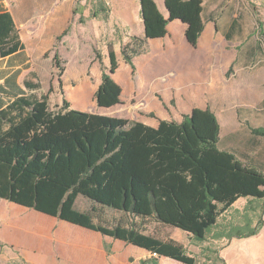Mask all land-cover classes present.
Returning a JSON list of instances; mask_svg holds the SVG:
<instances>
[{"label": "trees", "instance_id": "trees-1", "mask_svg": "<svg viewBox=\"0 0 264 264\" xmlns=\"http://www.w3.org/2000/svg\"><path fill=\"white\" fill-rule=\"evenodd\" d=\"M139 4L144 40L163 38L167 24L178 20L187 26V42L197 46L204 29L202 0H165L167 19L153 0ZM14 27L10 14L1 13L0 57L24 49ZM109 59V74L102 73L94 94L96 105L107 109L120 104L122 94L111 79L117 69L113 52ZM23 85L27 95L0 111V199L8 203L133 245L157 258L195 264L194 257L174 241L155 239L133 226L96 224L92 214L74 208L76 199L80 196L140 219L152 217L200 242L239 199H264V174L219 150L220 125L209 109L196 108L179 123L164 120L153 128L75 110L50 112L48 97L33 93L38 85L27 80ZM69 106L63 101L64 109ZM251 132L264 136L263 129Z\"/></svg>", "mask_w": 264, "mask_h": 264}, {"label": "rangeland", "instance_id": "rangeland-1", "mask_svg": "<svg viewBox=\"0 0 264 264\" xmlns=\"http://www.w3.org/2000/svg\"><path fill=\"white\" fill-rule=\"evenodd\" d=\"M76 1L83 4H78L83 9L77 7L67 39L60 34L52 40H45L40 47L33 46L37 40L26 41L31 60L23 67L22 81L38 85L33 93L46 95L53 110L63 108V101H67L70 106L77 105L79 110L92 114L146 124L145 121L153 120L154 123L180 121L185 114L196 108H205L208 103L225 132L239 128L241 140L254 139L251 130H255L256 98L262 96L258 92L264 93V86L259 89L252 86L246 90L241 83L246 79V70L240 71L241 77H238L235 74L238 63L228 66V61L237 54L241 45L222 40L214 44L212 50L217 57L216 62H222V65L212 66V75L221 71L223 77L219 81L216 76L215 89L205 90L197 83L204 67L189 66L192 62L202 61L200 45L194 49L187 44L184 45L187 47L179 46L168 51L162 48V40L144 41L141 25L132 20L123 22L118 19L111 5L118 0ZM127 1L131 7L133 0ZM244 3L245 6L248 4L249 12L246 9L242 11L240 3L236 13L227 5L220 15L227 19L233 14L243 16L249 25L250 36L261 38L264 36V0H246ZM93 11L97 13L93 14ZM124 23L125 26L130 25L133 36L123 27ZM134 51H137L136 55ZM110 52L117 60V69L111 79L121 87L122 94L121 103L107 109L96 105L94 94L102 73L109 74ZM55 54L58 59L54 58ZM124 54L132 67L126 64ZM180 61L188 64L180 65ZM227 81L230 84L229 97L222 98L228 94V89L222 91L223 83ZM239 119L242 122H238ZM146 125L157 127L158 123ZM250 207V199H239L220 215L206 240L200 242L152 217L140 219L104 209L80 196L74 206L80 212L92 214L94 222L104 227L133 226L155 239L174 241L194 257L195 264H222L221 250L236 239L234 235L248 232ZM0 219L7 221H0V237L2 233L16 237L19 234L6 226L21 225L17 226L21 232L18 242L13 244L0 240V264H181L6 201H0ZM152 258L156 261H151Z\"/></svg>", "mask_w": 264, "mask_h": 264}, {"label": "crops", "instance_id": "crops-1", "mask_svg": "<svg viewBox=\"0 0 264 264\" xmlns=\"http://www.w3.org/2000/svg\"><path fill=\"white\" fill-rule=\"evenodd\" d=\"M153 1L157 6L158 11L165 19H167L169 13L164 4L165 0ZM245 1L246 0H202L203 12L201 18L204 24V29L199 36L196 47H192L190 43L187 42L184 36L187 26L178 20H172L167 24V31L163 38L144 40V27L140 17L141 8L139 0H133L131 7H128L129 4L127 0H118L115 4L111 3V5L119 20L123 22L132 20L135 24L142 26V39L144 41L162 40V42H160L163 45L162 48L167 49L168 51H171L174 48L177 49L179 46L187 47L184 46L187 44L194 49L198 48L200 45V49L202 50L200 53L202 61H199L198 63L192 62L189 66L199 67L201 65L204 67L203 75L197 83H199V86L203 87L205 90L215 89L216 76L219 81H221V78L223 77L221 71L218 75H212L211 67L222 65V62H216L217 57L212 50L214 44L222 40L230 43L232 42L238 46L241 45V48L237 50V54L231 57L228 61V66L237 62L238 68L240 69H235V74L238 75V77H241L239 74L240 71L246 70V79L241 82L244 85V88L247 90L249 87L257 86V89H259L264 86V36L258 39L250 36L249 25L246 23L247 21L243 20V16L239 17L237 14H233L229 17L230 19L221 16L223 14L222 8L226 9V6L229 5L233 12L236 13L240 3L241 10L243 11L246 9L249 12V6L248 4L245 6ZM78 4L83 5L76 0H0V14L6 12L10 14L15 26L14 29L18 32L21 44L24 46V49L19 50L12 55L10 54L6 57H0V111L11 104L17 97L24 94L27 95V90L23 85L24 81H22L23 67L31 60V57L27 52V39L38 41L36 44H33L34 47H40L45 40H52L60 34L62 36L64 31H66V34L62 37H66L67 39V32L71 25L72 18L75 17L77 7L78 9H83L81 6H78ZM227 11H225V15L228 14ZM95 13H97V11H93V14ZM97 15L99 19L101 17L100 14L98 13ZM125 24L126 23H124L123 27L128 29L130 36H133L130 25L125 26ZM99 29L100 26L97 30ZM25 32H28L29 35ZM59 41L61 40L59 39ZM180 63V65L188 64L186 61H180ZM224 88L225 91L228 89V94L222 98H227L229 97L230 92L229 81L223 83L222 91H224ZM258 94L262 96L256 98L255 130H264V93L258 92ZM202 109H209L216 117L210 104L206 103L205 108L203 107ZM48 110L50 112L58 113L75 110L76 112L96 115L89 111L79 110L75 105L74 107L69 106L67 109L61 108L57 110H53V108L49 106ZM182 119L174 122L179 123ZM216 119L220 125L218 141L219 150L234 154L243 165L261 171L264 174V136L254 134L253 140L248 139L247 141H243L239 136V128L225 132V128L222 127V124L217 117ZM240 121L242 122V120L239 119L238 122ZM145 122L146 124L158 123L159 125L160 121L157 123H154V120ZM150 127L157 128L155 126ZM250 141H252V144ZM240 149H242V151ZM247 198L250 199L251 205L249 211L248 232L255 230L256 233L250 237L248 236L231 240L221 250L223 258L220 260L224 264H264V199L258 200L250 197ZM0 201L5 200L0 199ZM8 204L15 205L11 203ZM0 221L7 222L4 219H0ZM19 225L20 224H9L6 226L8 230L10 229L9 227H11V229L15 230L19 235L13 238L2 233L0 240H7L13 244L18 242L21 237V232L17 227ZM9 232H11V230Z\"/></svg>", "mask_w": 264, "mask_h": 264}]
</instances>
